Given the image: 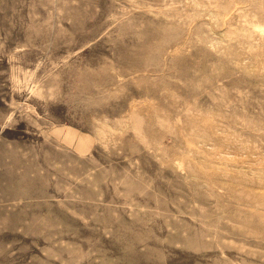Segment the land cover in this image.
Listing matches in <instances>:
<instances>
[{"label": "rangeland", "instance_id": "obj_1", "mask_svg": "<svg viewBox=\"0 0 264 264\" xmlns=\"http://www.w3.org/2000/svg\"><path fill=\"white\" fill-rule=\"evenodd\" d=\"M0 264H264V0H0Z\"/></svg>", "mask_w": 264, "mask_h": 264}]
</instances>
